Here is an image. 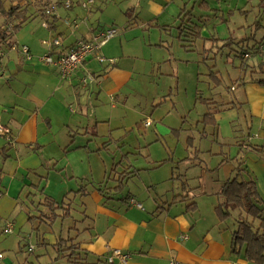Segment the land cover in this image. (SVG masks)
Wrapping results in <instances>:
<instances>
[{"label":"crops","instance_id":"0c3cea01","mask_svg":"<svg viewBox=\"0 0 264 264\" xmlns=\"http://www.w3.org/2000/svg\"><path fill=\"white\" fill-rule=\"evenodd\" d=\"M63 1L52 3V0H46L45 4H57L56 12L50 17L44 16L43 11L34 13V17L12 37L14 47L0 50L3 53L0 57V124L11 133L9 143L0 138L1 235H10L3 233L7 223L13 224L15 233H20L29 225L27 213L29 208L36 206L35 194L38 190L43 188L45 194L47 174L65 171L68 166L70 182L67 183L73 184L70 188H74L79 180L88 181L80 172L90 152H87V142L82 140L84 144H77V138L88 137L86 128L90 123L106 122L110 127L123 126L112 115L107 120L95 118L89 122L88 99L95 96V101L100 105L98 110H103L106 106L100 101L101 94L110 101H117L123 91H128L132 81L144 74L143 66L137 64L140 60L132 55L131 44L135 40L126 39V35L120 33L122 30L102 46L99 53L103 61L87 58L70 78L61 79L54 66L42 63L40 56L49 51L44 45L46 41L58 39L60 46L50 50L60 52L71 48L79 40L89 41L96 33L117 26L113 18L120 10L116 8L117 12L114 13V7H109L106 2L100 1L98 5L94 0L95 3L85 9L81 6L83 0H73L71 7L66 9L61 5ZM155 1H148L149 4L152 2L147 7L152 19H140L138 10H142L145 0H137L135 6L124 13L125 17H130L124 26L138 29L151 25V22L159 23L161 19L165 22L163 27H166L163 30L169 31V36L173 37L170 30H174L183 14L188 13L187 6L199 2L172 0L169 2L173 6L171 9V5L162 9L165 5L154 4ZM203 1L207 8L198 4L200 9L218 11L209 6V0ZM206 14L199 15L198 22L194 21L201 29V38L214 41L230 38L225 37V33L224 38L214 39L212 35L204 37L205 22L212 21L210 17H213ZM204 15L208 17L204 18ZM261 39L264 41V36ZM182 40L180 37L179 41ZM22 45L29 48L31 60H26L19 52L18 48ZM251 58L262 59L260 56ZM260 63L255 61L250 66ZM88 75L93 76L94 81L83 87L81 80ZM242 77L233 81L235 83L230 88L234 94L239 92L238 97L228 98V101L207 98L217 103H231L227 109L214 112L217 126L212 128L216 132L219 120H224L225 124L228 121L231 127H239L243 133L242 137H233L237 141L248 137L246 144L264 146V86L250 82L248 78L242 82ZM253 79L264 80V77ZM214 107L209 105L207 109L213 111ZM110 109L113 114L117 109L115 103L111 104ZM147 121L150 120L143 119L144 128L151 126V123L144 125ZM231 148L234 152L229 150L230 154H225L228 161L220 164L223 158L218 165H215L217 154L212 150L209 151L213 156L209 164L202 161L200 156L184 158L181 166H186L185 171L176 165L178 162L174 157L160 166V161L156 160L142 168L129 163L128 166L138 170L128 180H139V184H135V191L125 187L122 195L112 191L103 195L98 187L74 195L80 201L81 221L86 223L82 230L83 239L78 241L80 252L86 254L85 259H89L90 264H108L106 259L110 253L120 250L128 255L126 264H252L244 258L243 248L236 253L231 252V237L239 212L231 210V216L219 222L214 208L220 201L217 195L220 188L237 174L239 167L245 169L243 178L255 181L264 200V153H256L237 144ZM196 152L198 155L201 153ZM74 159L77 163L68 165ZM62 162L66 165L56 170ZM166 164L172 166L170 170L162 172ZM160 178L179 184L172 182L163 187L161 183L164 181H160ZM77 190L72 189L64 195L70 192L71 197ZM191 203L195 205L188 209ZM53 232L52 229V232L42 235L48 245H54L57 240ZM3 259L2 256L0 261ZM113 264H119L118 260H114Z\"/></svg>","mask_w":264,"mask_h":264},{"label":"rangeland","instance_id":"374dc122","mask_svg":"<svg viewBox=\"0 0 264 264\" xmlns=\"http://www.w3.org/2000/svg\"><path fill=\"white\" fill-rule=\"evenodd\" d=\"M100 1L106 2L109 7H114V13L117 12L116 8L120 10V13H116L113 18L117 26L111 27V29H115L117 32L122 30L120 33L121 35L125 34L126 39L135 40L131 44L132 55L140 60L137 64L140 63L143 66L144 74L132 81L128 91H123L117 101H110L101 94L100 101L106 106L103 110H98L100 105L95 101V96L88 99L86 107L89 122H93L95 118L107 120L112 115V118L123 126L110 127L106 122L89 124L86 128L88 137L77 138L76 142L84 144L85 142L82 140H85L88 145L87 152L90 153L86 163L82 165L83 171L80 172L81 176L88 181L81 182L79 180L74 188H70L73 184L67 183L70 182L68 181L70 177L68 166L65 171L49 176L47 174L44 184L45 194L54 197L57 201L62 199L64 193L72 189L77 190L79 186L83 185L86 186V192L99 187L105 193H109L108 188L114 185L113 177L116 173H121L126 166L128 167L129 163L137 168H142L152 164L154 160L162 162L174 157L176 163L178 162L176 165L184 170L186 166H181L184 158L200 156V159L205 163H212L213 156L209 153L212 150V153L217 154L215 165H218L221 159L229 153V150L234 152L231 147H235L237 140L233 137H242L243 134L239 127H231L230 123L227 121L225 124L224 120H219V128L216 132L214 128L201 124L203 115L208 111V105L197 101V99L212 97L228 101V98L234 99L239 96V92L234 94L230 88L235 83L233 81L244 73L238 68L240 59L234 58L232 49L239 50V45L236 44L239 41H244L245 44L251 46L264 36V0H209V6L218 10L214 12L200 9L198 4L202 0L187 6V10L192 12L193 22H198L199 15H203V13L213 15L210 17L212 21L205 22L203 36L212 35L214 39L224 38L225 33V37H231L235 42L232 49L221 48L224 44L222 41L202 38L191 44L192 47H183L187 43H183L177 38V26L174 30H170L173 35L170 37L169 31L163 30L166 27H163L165 22L161 19L159 23L156 21L151 22V25L145 23L148 26L143 28L141 26L138 29L127 28L124 25L130 17H125L124 13L130 11L137 0H96V3ZM148 1L145 0L142 10H138L140 19L143 21L152 19L149 16L151 12H148L149 8H147L152 2L149 4ZM171 1L156 0L154 4L165 5L164 8H161L166 9L172 4L169 3ZM10 2L12 0H8L7 4ZM55 2L57 3L58 0H52V3ZM13 3L15 2L13 1ZM45 3L46 0H31L28 6L30 13L41 12L46 7ZM172 7L171 5L170 9ZM62 11L64 10L62 9ZM108 15H110L109 12ZM143 21L139 22L143 23ZM258 25H260L259 28ZM4 27L6 24L0 18V28ZM260 60L263 62L260 58H251L247 60V63L252 65L255 61L260 63ZM212 72H217L215 76L222 81L220 86L215 85ZM245 75L248 78L249 74L245 73ZM253 77L264 76L253 74ZM90 95H92L91 92ZM112 103H115L117 108L113 114L110 109ZM95 109L97 110L95 111ZM143 119H149L151 126L144 128ZM118 128L119 130H117ZM188 138H190L189 142H187ZM196 151L201 153L198 155ZM75 162L77 163V160L74 159L68 162V165ZM118 162L121 164L116 167ZM64 164L66 165L62 162L56 170L59 171ZM171 166L166 164L162 172L170 170ZM83 172L84 175H82ZM161 179L164 178H160V181H164L161 183L163 187L173 182ZM173 183L179 184L178 182ZM60 184L63 185L59 187ZM135 184H139L137 178L128 181L126 187L128 190L135 191L137 189ZM75 196L71 195L72 208L74 209L73 218L59 219L53 226V236L69 239L68 245L72 243L70 239L82 240L84 233L82 230L86 227V223L83 224L79 214L81 211L80 201L75 199ZM39 200L40 198L37 196L36 203ZM39 209L43 212L46 211V208L41 206ZM45 242L47 241L45 240ZM80 253L83 258L85 253ZM59 255L57 247L48 245V242L47 246H42L35 233L30 230L29 225H26L20 233L0 234V259L2 256L4 257V261H0V264H6V262L12 264H69L66 258L59 257ZM85 264H90L89 259Z\"/></svg>","mask_w":264,"mask_h":264},{"label":"trees","instance_id":"16d2710c","mask_svg":"<svg viewBox=\"0 0 264 264\" xmlns=\"http://www.w3.org/2000/svg\"><path fill=\"white\" fill-rule=\"evenodd\" d=\"M13 1L15 3H13ZM7 2L8 0H0V18H2L6 24V27L0 28V50H3V47L13 48L14 44L11 39L14 34L19 31L26 22L34 17L28 8L31 0H12L9 4H7ZM50 6L51 5L46 4L44 10L42 9L43 15L44 11ZM199 6L207 8V4L204 1L201 2ZM191 15L190 11H188L187 14L184 13L183 18L176 27L179 32L178 39L181 37L183 39L181 42L187 43L183 45V47H192L191 44L196 43L197 40H200L201 38V29L192 21ZM222 42H224V44L221 48L228 47L229 49H232L235 44L231 37ZM263 42V39H261L249 46L248 44H245L244 41H239L236 43L239 45V50L235 51L232 49L234 52V58L240 59V66L238 68L244 73L243 77L240 78L242 82L246 78L245 73H248V80H250V82H255L264 86L263 79H253V74L264 75V62L253 66H250L247 63V60L251 57H261L260 46ZM245 53H249L250 58L245 59L243 57ZM216 74L217 72L211 73V75H213L212 79L216 86H220L222 81L215 76ZM198 100L199 102L206 103L208 106H216V108H213V111L211 109L203 115V119L200 123L205 127H216L217 122L214 112L225 110L228 108V105H231V103L226 102H213L212 99L198 98L197 101ZM246 139H248V137ZM246 139L238 140L236 142L237 146L241 147L243 145L256 153H264V146L246 144ZM189 140L190 138H188L187 142ZM234 159L235 158L232 160ZM167 161L168 160H164L160 162L159 166ZM226 161H228V158L225 157L220 164ZM120 164L121 162H118L115 166L117 167ZM137 172L138 170L131 166L125 167L121 173H116L115 176H117V178H115V176L113 177L112 180L114 181V185L113 187L108 188V190L115 194L122 195L127 181ZM244 172L245 169L239 167L237 174L233 178L227 180L220 188L217 194L220 201L215 206L214 213L219 222H222L231 216V210H237L239 212L236 227L232 232L231 252L236 253L243 248L244 258L249 263L264 264V200L257 189L255 181L250 178H243L242 174ZM85 187L86 186L84 185L81 186L79 190L74 191L73 194L77 195L85 193ZM98 191L104 195V190L100 189ZM69 194L70 192L65 194L60 201H56L50 196L45 195L43 188L39 189L35 194L36 197L39 196L40 200L36 203L34 208H29V212L27 213V223L30 225L31 231L35 233L38 242H40L42 246H47V242L42 238V235L52 232L53 226L57 220L73 218L72 213L74 212V209L72 208V200L71 197H69ZM105 198L107 200L109 199V197ZM193 205L195 204L191 203L187 208H192ZM40 206L46 208V211H41L39 209ZM68 240L69 239L57 238L53 245L54 247H57V252L60 254L59 257L66 258L69 264L87 263V260L85 259L86 254H84V257L82 258L81 253L79 252L80 243L76 240L74 241L73 239H70V242L72 241V243L71 245H68Z\"/></svg>","mask_w":264,"mask_h":264},{"label":"built area","instance_id":"2783aa9c","mask_svg":"<svg viewBox=\"0 0 264 264\" xmlns=\"http://www.w3.org/2000/svg\"><path fill=\"white\" fill-rule=\"evenodd\" d=\"M72 1L73 0H64L61 3V5L64 8L68 9L71 7ZM93 4H94V0H83L81 2V6L85 9H88ZM57 8L58 6L56 4L51 5L49 8H47L44 11V15L47 17L52 16L56 12ZM42 25L44 27H47L46 23H43ZM117 33L118 32L115 29L103 30L96 33L91 38V40L89 41L79 40L71 48H68L60 52H54L50 50V48L52 47L60 46L61 43L58 39H52L50 41H46L44 45H46L49 48V51L46 54L40 56L39 60L46 65L54 66L61 79L70 78L78 71L82 63L87 58H95L98 61H103V58L100 56L99 52L102 46L105 43H107L111 38H113ZM18 50L26 60H31L32 55L30 54L29 48L27 46L22 45L20 46V48H18ZM260 53H261L262 61L264 62V42L260 46ZM2 56L3 53L0 52V57ZM243 57L245 59H248L250 58V54L245 53ZM0 74H2L1 69H0ZM93 81H94V77L88 75L81 80V84L83 87H86L88 83H91ZM149 124L150 122L147 121L145 122L144 125L149 126ZM10 134H11L10 130L7 127L0 124V138H4L9 143ZM138 207H140L139 204ZM12 232H13V224L7 223L4 227L3 233L11 234ZM127 259H128V255L124 254L120 250H113L110 253V255L107 257L106 262L108 264H113L114 260H118L119 264H126Z\"/></svg>","mask_w":264,"mask_h":264}]
</instances>
